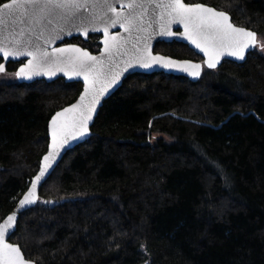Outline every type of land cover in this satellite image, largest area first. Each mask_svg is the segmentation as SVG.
<instances>
[{
	"label": "trees",
	"instance_id": "16d2710c",
	"mask_svg": "<svg viewBox=\"0 0 264 264\" xmlns=\"http://www.w3.org/2000/svg\"><path fill=\"white\" fill-rule=\"evenodd\" d=\"M185 1L227 11L257 44L195 81L128 75L19 215L9 240L35 264H264V0ZM154 50L202 60L176 41ZM2 74L0 220L38 168L49 117L81 90Z\"/></svg>",
	"mask_w": 264,
	"mask_h": 264
},
{
	"label": "snow or ice",
	"instance_id": "6c2138e0",
	"mask_svg": "<svg viewBox=\"0 0 264 264\" xmlns=\"http://www.w3.org/2000/svg\"><path fill=\"white\" fill-rule=\"evenodd\" d=\"M150 6L151 16L148 15ZM9 21L12 24L18 21L23 26L18 30L9 29ZM153 23L158 24L159 35L168 37L177 35L171 30L173 24H182L181 35L204 53L208 68H215L225 53L244 59L246 49L256 43V33L231 23L227 11L184 0H9L0 5V56L4 60L28 58L16 71L17 78L32 79L41 74L51 77L63 72L70 77L82 76L84 81L79 101L52 116L50 151L43 157L31 188L20 199V207L36 203L34 190L45 180L56 150L67 145L69 139L88 133V122L99 97L119 79L120 73L113 72L116 58L131 51L135 63L144 68L165 61L151 53L153 33L149 29ZM117 25L127 36L110 31ZM73 30L85 36L89 31H102L104 47L100 56L75 45L53 47L49 51L50 44L62 39V34L71 35ZM126 63L131 66L132 61ZM163 66L180 67L192 76H199L201 70L200 64L190 61L168 59ZM5 72V64L0 63V73ZM98 83L102 84L99 89ZM16 220L13 213L0 223V264H33L23 257L17 245L5 240Z\"/></svg>",
	"mask_w": 264,
	"mask_h": 264
},
{
	"label": "water",
	"instance_id": "95a60500",
	"mask_svg": "<svg viewBox=\"0 0 264 264\" xmlns=\"http://www.w3.org/2000/svg\"><path fill=\"white\" fill-rule=\"evenodd\" d=\"M7 2H9V0H5V1L1 2L0 5H2L4 3H7ZM184 2H185V0H184ZM185 3H187V2H185ZM196 3L204 4V5L210 6V7H214L212 5L205 4V3H202V2H194V3H189V4H196ZM117 6H119V5H117ZM217 10H222V9H217ZM148 15L149 16L152 15V8H151V6L149 7V13H148ZM230 18H231V16H230ZM231 23H233L232 22V19H231ZM233 24L235 26H237V27H244V26H241V25H237L235 23H233ZM22 26L23 25H21L18 21H17L16 24H12L11 21L8 22V28L9 29L15 28V29L18 30ZM244 28H246L247 30H250V31L255 32L254 30H252L250 28H247V27H244ZM171 30L173 32L177 33V35L176 36H173V37L159 35L158 34L159 33V26H158V24L153 23L152 28L149 29V31L153 33L152 39L150 41V48H151L152 55L153 56L163 57V58H165V61H167L168 59H171V60H174V61H180V62L190 61V62L195 63V64H200L201 65L200 75H201L203 66L204 65L207 66V64L205 63V61L207 60V57L204 55L203 52H201L193 44H191L189 40H187L183 35H181L184 32V28H183V25L182 24H173L171 26ZM110 31L111 32H119L122 36H127V34L124 33L123 30L120 29L118 25L115 28L110 29ZM91 35H99L98 42H99L100 46H99V49L97 51H95V52L91 51L89 48L84 47V46H82L81 44H78V43L64 42L65 40H68V39H71V38H74V37H80L83 41H87ZM103 39H104V36H103V32L102 31H99V32H97V31H89V33L87 34V36H85L84 34H82L80 32H76L75 30H73L72 33H71V35L62 34V39L56 40L55 43L50 44L48 46V48H49V51H51V48H53V47H64L66 45H75L77 47H80V48H83V49L87 50L88 52H90L94 56H100L101 51H102V49L104 47V45L102 43ZM159 41H164V42L176 41V42L183 43V44L187 45L190 49H192L196 54L200 55V57L202 58V60H194V59H189V58H177V57H173V56H170V55H167V54H164V53L155 52L154 51V45L157 42H159ZM255 44H257V38H256V43ZM253 47H250V48L246 49V51H245V58L244 59H239L236 56L228 55L227 53L223 54L222 56L219 57L216 67H218L223 62V60H230V61H234V62H237V63L243 62L246 59L247 53L249 51H251L253 49ZM133 57H134V53L131 52V51H129V52H127V54L116 58V63L113 66V72H119L120 73V76H119L118 81L114 85H112L110 88H108V90L103 95H101L99 97V102L96 104L95 111L92 113V119L88 122V133L85 136L80 137V138H77V139H69V142H68L67 145H65L63 148H58L56 150V153H57L56 154V157H55L54 160L51 161V168L49 169V172L46 174L45 180H42V182L40 184H38L37 187H36V189L34 190L35 193H36V203H37L38 198H39V191H40L41 185L51 175V173L53 172V170L55 169V167L58 165V163L61 161V159L63 158V156L66 154V152L69 151L70 149H72L73 147H75L76 145H78L79 143L83 142L84 140H86L89 137V135H90V128H91L92 124L94 123V120H95V118H96V116L98 114V111H99L100 107L102 106L103 102L108 97H110L122 85L123 81L125 80V78L128 75L133 74V73L164 72V73H167V74H172V75H177V76H183V77L188 78L191 81H195V80H197L200 77V75L199 76L189 75V73L187 71L181 70L180 67H172V68L164 67L163 65H164V62L165 61H162L160 63L154 64L153 66H151L149 68H144V67H141L138 64H136ZM0 58L2 60L1 63H4L5 66L9 62H19V61H21V63L16 67L15 73H16V71L23 64L27 63V60H28L27 57H19L17 59L9 58L8 60H4V58L2 56H0ZM129 60L132 61L131 66H129L126 63V61H129ZM58 78H63L65 82H79V83H81V90H80L79 94L77 95V97L72 102H70V103L64 105L63 107L55 110L52 113V115L49 117V119L47 121L48 143H47V147H46L45 152L40 157L39 164H38V168H37L36 172L30 178V180H29V182H28L27 187L25 188V190L17 198V200H16V202H15L14 207L12 208V210L10 212H8L0 220V223H3L4 220L7 218V216L12 215L13 213L16 214V217H17L16 224H15L14 228L11 229L9 231V233L5 236V240H6L7 243L15 244L19 248H20V246L17 243L11 242L9 240V237L16 230L17 221H18V218H19L20 213L23 212V211H25V210H27V209H29V208H31V207H33L36 204V203H34L32 205H26L24 207H20L19 206V201L28 192L29 188H31L32 181L34 180V178L36 177V175L39 174L40 167H41V165L43 163V157L45 155H48V153L50 151V145L52 143V138H51V132H50L49 124H50L51 118H52V116L55 115L56 112L62 111L64 108L69 107L72 104H75V103H77L79 101L80 95L84 91V81H83V77L82 76H79V77L71 76L70 77L68 75H65L63 72H57L54 76H51V77L48 76V75L41 74V75L34 76L32 79L17 78V80L19 82H22V83H31V82H33L35 80H45L46 82H51V81H54V80H56ZM96 87L99 89L100 87H102V84L101 83H98ZM54 203H56V202L53 201V200L49 201V204L50 205H52ZM21 253H22L23 257L26 260L32 261L33 264H35V262L33 260H30V259H28V258L25 257V255L23 254L22 250H21Z\"/></svg>",
	"mask_w": 264,
	"mask_h": 264
},
{
	"label": "rangeland",
	"instance_id": "374dc122",
	"mask_svg": "<svg viewBox=\"0 0 264 264\" xmlns=\"http://www.w3.org/2000/svg\"><path fill=\"white\" fill-rule=\"evenodd\" d=\"M15 77H16L15 76V73H14V76H13V74L11 72H5L4 75L3 74L1 75V78L4 79V80H6V81H9V80L11 81ZM157 138H158V135L156 134V135H154L153 140H156Z\"/></svg>",
	"mask_w": 264,
	"mask_h": 264
},
{
	"label": "flooded vegetation",
	"instance_id": "af4514ba",
	"mask_svg": "<svg viewBox=\"0 0 264 264\" xmlns=\"http://www.w3.org/2000/svg\"><path fill=\"white\" fill-rule=\"evenodd\" d=\"M185 2H187V1H185ZM187 3H194V2H187ZM98 36V38H99V35H97ZM75 39L76 38H79L80 40H82L80 37H74ZM74 38H71V39H68V40H72V39H74ZM64 42H66V40L64 41ZM70 42V41H69ZM73 43H78V42H75V41H72ZM85 42V41H84ZM160 42V41H159ZM159 42H157V43H159ZM162 42H164V41H162ZM156 43V44H157ZM79 44V43H78ZM155 44V45H156ZM155 45H154V47H155ZM99 46H100V44H99ZM99 46H98V48L96 49V50H91V51H93V52H95V51H97L98 49H99ZM88 48V47H87ZM155 51V50H154ZM155 52H157V51H155Z\"/></svg>",
	"mask_w": 264,
	"mask_h": 264
}]
</instances>
